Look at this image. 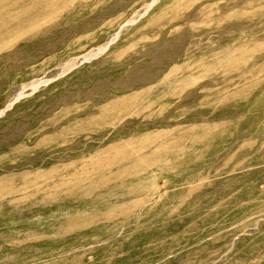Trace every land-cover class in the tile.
I'll list each match as a JSON object with an SVG mask.
<instances>
[{"label":"rangeland","instance_id":"1","mask_svg":"<svg viewBox=\"0 0 264 264\" xmlns=\"http://www.w3.org/2000/svg\"><path fill=\"white\" fill-rule=\"evenodd\" d=\"M0 264H264V0H0Z\"/></svg>","mask_w":264,"mask_h":264},{"label":"bare ground","instance_id":"2","mask_svg":"<svg viewBox=\"0 0 264 264\" xmlns=\"http://www.w3.org/2000/svg\"><path fill=\"white\" fill-rule=\"evenodd\" d=\"M10 106V105H9Z\"/></svg>","mask_w":264,"mask_h":264}]
</instances>
